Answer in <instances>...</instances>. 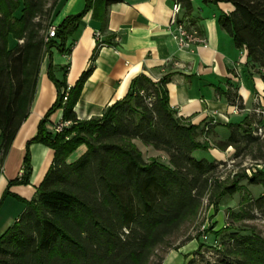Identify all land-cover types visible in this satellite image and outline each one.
Here are the masks:
<instances>
[{"label":"trees","instance_id":"16d2710c","mask_svg":"<svg viewBox=\"0 0 264 264\" xmlns=\"http://www.w3.org/2000/svg\"><path fill=\"white\" fill-rule=\"evenodd\" d=\"M64 1L0 0V171L30 112L46 55L50 57L48 78L57 89L55 103L27 143L25 175L10 181L9 187L29 184L32 144L51 149L53 163L36 197L18 198L26 208L0 237V264H163L167 250L197 240L188 236L175 245L206 205L218 211L223 198L245 191L242 180L262 186L263 193L256 199L244 197L238 213L227 209V224L220 230L214 232L215 226H210L208 232L221 239L219 245L210 246L217 258L205 264H264V238L256 232L243 235L235 226L253 220L255 212L264 218V123L254 122V116L264 118V113L255 112L263 105L257 103L242 124L227 125L229 137L211 145L206 140L213 132L211 123L193 125L170 106L171 76L155 82L142 74L132 81L127 95L101 116L78 120L74 108L93 67L69 88L65 76L62 80L55 76L51 50L66 52L68 39L79 29L93 0H86L85 9L67 17L56 37L45 41ZM180 1L192 11L189 0ZM201 1L233 5L229 15L219 16V26L237 48L247 51L249 63L264 82V0ZM104 2L108 6L121 0ZM227 95L230 99L231 93ZM236 101L241 109L242 100ZM60 109L63 121L71 126L52 133L48 120ZM258 128L263 135L255 134ZM136 141L165 155L167 162L156 157L145 160ZM81 146L86 147L85 153L69 163ZM230 147L236 150L235 158L250 155L263 169L222 178L220 168L226 162L194 157L196 151L224 152ZM9 195L7 189L4 198ZM205 246L200 243L185 264H195Z\"/></svg>","mask_w":264,"mask_h":264},{"label":"crops","instance_id":"0c3cea01","mask_svg":"<svg viewBox=\"0 0 264 264\" xmlns=\"http://www.w3.org/2000/svg\"><path fill=\"white\" fill-rule=\"evenodd\" d=\"M173 2L121 0L107 6L104 0H93L79 29L68 39L66 52L62 54L52 48L55 76L58 80L65 76L69 88L93 67L74 108L78 120L101 116L108 106L127 95L132 81L142 74L155 82L171 76L167 84L170 106L193 125L211 123L213 132L206 139L211 145L229 137L227 125L242 124L252 115L257 103L264 105V82L249 63L247 51L237 48L218 23L221 14L229 15L234 10L233 5H204L201 0H193L191 12L183 6V18L200 31L208 44L181 49L169 26ZM85 6L86 0H65L52 25L57 29L67 17L81 13ZM10 44L14 45L15 41L11 40ZM49 65L50 57L46 55L30 112L0 171V237L26 208L18 198L33 200L53 163L51 149L32 144L29 184L9 187L10 181L22 178L20 170L25 169L27 143L36 136L40 120L57 99V89L48 78ZM227 93H231L230 99ZM237 97L242 100L241 109ZM63 122V109L57 110L48 120V131L54 133L56 125ZM230 149L233 148L224 152L211 149L207 159L224 160ZM85 151L86 147L81 146L68 162L76 161ZM7 189L11 195L4 198Z\"/></svg>","mask_w":264,"mask_h":264},{"label":"rangeland","instance_id":"374dc122","mask_svg":"<svg viewBox=\"0 0 264 264\" xmlns=\"http://www.w3.org/2000/svg\"><path fill=\"white\" fill-rule=\"evenodd\" d=\"M261 109H264V105L261 107ZM259 121H262L264 123V118L254 116V122ZM136 144L143 152L145 160L156 157L160 158L164 162H167V158L165 157V155L154 151L152 148H146L142 143L138 141H136ZM235 153L236 150L234 148L232 150L230 149L229 156H226L224 160H221L222 162L227 163L225 167L220 168V174L222 178H226L231 174V176L233 177L237 172L241 173L242 171H245L247 175H251L254 169L263 168L261 162L254 160L252 156H244L242 154L241 156L235 158ZM207 156V153L203 151H196L194 153V157L197 159L207 158ZM240 185L245 187V191L237 193L232 197L223 198L218 207V211H216L213 207H209L207 205L204 207L197 221L186 230V233L183 236L175 240V245H178L188 236L193 238L196 237L197 240L194 239L178 250L174 248L175 246L167 250V253L165 254L166 259L163 264H185L189 259V255L193 254L199 248L200 243H203L206 246L202 249L201 255L195 258V264H205L206 262L213 261L217 258V255L213 252L210 246L219 245L221 238L219 239L218 237H216L213 232H208L210 226H215V228L213 229L214 232L220 230L227 224V209H232L234 212L238 213L241 209L240 204L243 201L244 197L256 199L263 193L262 186H250L247 180H242L240 182ZM244 207H247L246 204L244 205ZM217 216L219 217L217 218ZM216 218L217 221L215 222ZM235 226L239 233L243 235H248L252 232H256L264 238V218L256 212L255 218L253 220L240 221L237 222ZM205 236L207 237L206 239L204 238Z\"/></svg>","mask_w":264,"mask_h":264},{"label":"built area","instance_id":"2783aa9c","mask_svg":"<svg viewBox=\"0 0 264 264\" xmlns=\"http://www.w3.org/2000/svg\"><path fill=\"white\" fill-rule=\"evenodd\" d=\"M192 2L193 0H189ZM183 4L180 0H174L172 4V12H171V19L169 26L174 30L175 39L178 43V46L181 49H187L192 46H207L208 42L204 36L201 35L200 31L192 26L190 23L187 22L182 16L183 13ZM56 27L50 26L47 33L45 41H49L50 39H54L56 37ZM263 109L257 108L255 112L257 114H263ZM71 122H63L55 127V132L59 133L62 132L63 129L70 127ZM255 134L263 135V129L258 128ZM263 169V168H259ZM264 171V170H263ZM25 175V169L22 168L20 170V177ZM207 238L206 236L204 237Z\"/></svg>","mask_w":264,"mask_h":264}]
</instances>
